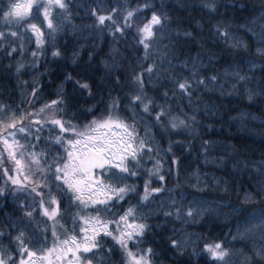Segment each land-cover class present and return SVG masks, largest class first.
<instances>
[{
	"label": "trees",
	"instance_id": "obj_1",
	"mask_svg": "<svg viewBox=\"0 0 264 264\" xmlns=\"http://www.w3.org/2000/svg\"><path fill=\"white\" fill-rule=\"evenodd\" d=\"M68 2L70 22L58 17L63 30L55 40L45 36L44 55L32 56L33 51L39 50L30 31L20 39L8 37L0 45V48H17L11 57L0 50V105L15 110L18 117L36 113L43 105L63 98L60 108L65 111L60 115L82 126L93 119L87 111L89 107L95 105L93 110L100 114L104 108L101 97L106 99L108 90L116 87L119 80V87L112 96L123 98L121 115L132 123L133 113L127 107L126 97L134 75L143 74L146 94L156 99L157 104L164 103L162 94L166 88L174 86L175 77L191 79L193 70H199L200 78L216 75L218 80L196 85L191 104L187 97L172 100L173 116L194 117L189 121L190 128L169 135L158 125L150 128L136 121L141 137H145L146 128L148 136L155 137L153 147H161V157H157L155 151L143 155L137 169L139 175L130 182L138 185L141 194L146 180H150V187L163 189L147 204L149 230L141 247L154 249L153 264H216L203 251L205 242L215 240L232 250L231 264H249L248 257L252 264H261L252 251L254 245L259 246V234L245 233V222L264 212V195L257 194L264 186V95L259 94L264 92V57L256 53L258 42L264 43V0H215L218 6L215 12L204 7L209 0H149L153 7L137 13L135 22L125 29L124 35L118 32L113 35L110 28L97 26L90 10L98 8L100 14L106 15L117 8V22L122 24L124 12L129 7L135 9L144 0ZM153 11L168 19L157 31L146 57L143 45L138 43L137 27L147 23ZM217 25L221 30L227 27L241 42V47H230L231 39L226 44L216 32ZM44 31L47 32L46 27ZM53 44L61 52L58 58L51 55ZM243 45H247V50ZM149 66L154 68L151 81L147 72ZM237 71L250 79L237 82L234 76ZM77 80L88 82L93 95L79 89ZM248 88L256 93L252 99H249ZM24 125L36 127L28 119ZM57 132L58 128L47 124L42 132L33 133L27 140L36 145V152L44 150L55 156L63 151L54 144ZM35 135L40 136L39 141L35 140ZM18 137L21 143L25 142L24 134L18 133ZM170 143L172 152H167ZM32 150L29 146L28 151ZM173 155L178 159L177 165L171 163ZM156 159L163 165V183L158 176H149ZM5 165L10 169L14 166ZM0 187L5 189L4 195H0V252L5 256L11 253L18 264L15 237L23 232L26 246L32 250L43 246L31 243L37 238L41 242L46 240L50 248L54 239L53 221L41 214L38 205L33 218L24 216L21 205L31 207L34 194L27 189L14 191V186L6 183L2 168ZM247 196L254 198L249 201ZM35 200L39 201V197ZM173 200L177 207H182L179 219L172 207ZM190 203L201 205L203 209L193 218L184 214ZM61 207L56 225L58 233L63 232L60 225L72 227V216L76 212L75 208L68 207L66 199ZM168 211L173 214L166 216ZM76 232L79 233V227ZM172 239L180 242L183 254L171 247ZM109 243L116 249L110 264H119V246L112 241ZM104 264H109V258H105Z\"/></svg>",
	"mask_w": 264,
	"mask_h": 264
},
{
	"label": "snow or ice",
	"instance_id": "obj_2",
	"mask_svg": "<svg viewBox=\"0 0 264 264\" xmlns=\"http://www.w3.org/2000/svg\"><path fill=\"white\" fill-rule=\"evenodd\" d=\"M152 7L149 0H144V3L135 9L129 7L122 16V24L117 22V8L111 9L106 15L100 14L98 8L90 11L91 15L96 17L97 26L110 28L113 35L117 32L124 35L125 29L131 28L135 22L137 13ZM204 7L210 12H215L218 6L215 0H209ZM57 9L60 11L56 12ZM70 15L68 0H7V2L0 0V45L8 37L20 39L24 33L30 31L39 50L33 51L32 56L35 58L38 54L44 55L45 36L55 40L57 34L63 30V23L58 17L62 16L64 21L70 22ZM167 19L166 15L153 11L151 19L137 27L138 43L143 45L146 57L157 31L164 27ZM106 21L110 23L106 24ZM45 27L47 32L44 31ZM216 32L224 38L226 44H229L231 39L230 47L235 49L241 47V42L232 36L227 27L221 30V26L217 25ZM243 47L247 50V45ZM0 50L6 51L9 57L17 52V48L10 46ZM256 53L264 57V43L258 42ZM51 55L53 58L61 56L55 44L52 45ZM251 63L255 64V61ZM20 67L22 65L17 71ZM153 71V66L147 68L150 81ZM234 76L237 82L250 79L239 71L235 72ZM67 79L70 80L71 77ZM209 80L216 81L218 77L213 75L200 78L199 70L192 71L191 79L175 77L174 86L171 89L166 88L162 94L164 103L157 104L156 99L146 94L143 74L134 75L126 97L127 107L133 113L132 123H128V118L121 115L123 98L119 95L112 96V92L119 87V80L116 81V87L108 90L106 99L101 97L104 108L100 114L97 115L93 110L95 105L89 107L87 111L92 114L93 119L82 126L72 123V119L65 120L60 115L65 111L60 108L63 98L52 100L36 113L22 114L18 117L15 110L0 105V144L4 145L8 160L14 165L11 169L7 167L3 153H0V168L3 169L4 177H7L6 183L10 182L16 192H24L27 189L29 193L34 194L31 207L27 204L21 205L25 217L33 218L38 205L41 214L53 221L54 239L50 248L47 247L46 240L41 242L37 238L31 243L43 246L32 250L26 246L23 232L15 237L18 242V264H104L106 257L109 258L110 264V258L116 255V249L109 241L119 246V264H153L154 249L151 246L141 247L149 230L145 210L150 198L161 193L163 189L150 187V180H146L141 194L138 185L130 181L139 175L137 169L141 165L143 155L155 151L157 157H161V147L159 145L153 147L155 137L148 136L147 128L145 137L139 135L136 121L146 123L150 128L158 125L169 135L179 129L190 128L189 121L194 117L173 116L172 100L187 97L191 104L196 85H205ZM76 84L79 89L86 90L89 96L93 95L88 82L77 80ZM247 91L249 99L256 94L250 88ZM259 94L264 95V92ZM35 95L34 89L33 96ZM25 119L36 127L33 129L24 125ZM152 121H155V124H152ZM47 124L58 128L54 144L63 151H58L55 156L44 150L36 152V145L27 140L33 133L42 132ZM18 133L24 134V143H21ZM35 140L39 141L40 136L35 135ZM29 146L32 151H28ZM166 151L172 152L171 143ZM171 163L178 164V159L174 155ZM162 167L160 159H156L153 169L149 170V176L156 175L163 183L165 176L161 174ZM13 171L16 173L15 176L11 174ZM21 176L23 180L19 179ZM4 193L5 189L0 187V195ZM257 194L264 195V186H261ZM35 197H39V201H36ZM134 198H138L136 203H132ZM253 198L247 196L246 200L250 201ZM65 199L68 207L75 208L76 212L72 216V227L69 229L60 225L63 232L58 233L56 225L59 223L61 205ZM125 204L127 207H124ZM172 207L175 208L176 217L179 219L182 207H177L175 200ZM202 210L201 205L190 203L184 214L193 218ZM172 214V211L165 212L166 216ZM245 225V233L259 234V246L254 245L252 251L261 264H264V212L258 217L253 216ZM77 227L79 233L76 232ZM171 247L183 254L184 250L179 241L172 239ZM203 251L208 253L216 264H231L233 252L222 242L209 240L204 243ZM193 254H196L195 247ZM248 261L252 264L251 257H248ZM0 264H16V257L11 253L5 256L0 252Z\"/></svg>",
	"mask_w": 264,
	"mask_h": 264
},
{
	"label": "rangeland",
	"instance_id": "obj_3",
	"mask_svg": "<svg viewBox=\"0 0 264 264\" xmlns=\"http://www.w3.org/2000/svg\"><path fill=\"white\" fill-rule=\"evenodd\" d=\"M0 153H3V159H4V161H6L5 163L7 164H11L12 165V162L11 161H9L8 160V156H7V152H5L4 151V145L3 144H0ZM13 166V165H12ZM14 167V166H13ZM16 175V173H14V175L13 176H15ZM6 178V180H7V177H5ZM19 179H20V177H19ZM21 180V179H20ZM9 184H11L10 182H8ZM53 246V245H52ZM51 246V247H52Z\"/></svg>",
	"mask_w": 264,
	"mask_h": 264
},
{
	"label": "bare ground",
	"instance_id": "obj_4",
	"mask_svg": "<svg viewBox=\"0 0 264 264\" xmlns=\"http://www.w3.org/2000/svg\"><path fill=\"white\" fill-rule=\"evenodd\" d=\"M242 168V167H241Z\"/></svg>",
	"mask_w": 264,
	"mask_h": 264
}]
</instances>
